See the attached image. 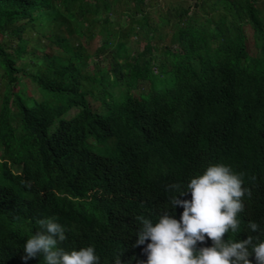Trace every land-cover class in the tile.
<instances>
[{
	"label": "trees",
	"instance_id": "obj_1",
	"mask_svg": "<svg viewBox=\"0 0 264 264\" xmlns=\"http://www.w3.org/2000/svg\"><path fill=\"white\" fill-rule=\"evenodd\" d=\"M162 1L0 0V70L5 84L0 114L5 158L0 167L8 171L13 163L24 168L17 190H2L4 196H0L1 238L16 231L27 211L25 200H36L29 193L33 182L41 186L50 181L54 186L55 180L73 173H82L77 188L89 196L98 176L109 178L106 184L110 182L112 191L123 179L131 185L117 197L116 206L95 211L85 201L88 217L65 221L67 232L85 236L95 245L101 264H113L117 256L125 264L146 260V244L136 245V217L156 220L172 212L179 218L183 207L173 208L170 198L178 190L171 185L186 187L213 163L230 164L243 172L255 209L264 211V0H167V7ZM146 31L147 37L161 35L144 48L133 38L145 37ZM100 38L102 46L90 51L91 43ZM83 56L104 57L110 65L95 63L90 70ZM24 59L31 63L19 65ZM156 59L161 67L149 76ZM28 66L34 69L31 74ZM117 71L125 74L113 79L117 85L132 84L135 79L156 81L165 75L185 97L164 96L155 90L148 99L141 94L105 101L119 115L111 121L106 116L105 125L99 114L85 111L78 117V126H91L88 131L96 139L119 135V141L130 140L135 145L133 159L118 147L109 152L114 158L101 160L75 142L67 147L68 157L61 155L66 157L61 168L39 177L43 167L37 154L58 161V152L45 144L43 133L56 120L65 132L68 123L62 118L69 106ZM22 77L37 86L43 98L40 111L32 113L25 104L30 96L25 87L14 91ZM69 93L75 100L67 97ZM123 166L128 175L119 169ZM54 167L48 164L46 169L51 172ZM190 198V193L181 197ZM257 220L264 229V215L257 214ZM228 237L235 238L225 233L224 238ZM206 243L211 246V238ZM2 253L0 249V261Z\"/></svg>",
	"mask_w": 264,
	"mask_h": 264
},
{
	"label": "clouds",
	"instance_id": "obj_2",
	"mask_svg": "<svg viewBox=\"0 0 264 264\" xmlns=\"http://www.w3.org/2000/svg\"><path fill=\"white\" fill-rule=\"evenodd\" d=\"M98 31L99 29L95 32ZM144 34L143 38H147L153 44L155 37L159 39L161 35L158 32L157 35L153 33L147 37V31ZM134 38L141 39L142 37ZM99 40L103 41L102 38ZM133 42L141 43L144 48L148 43V41L142 43L134 40ZM251 49L253 50V47ZM130 51L135 52L132 49ZM153 54L160 55L159 52ZM83 60L90 70L95 68V63L101 67L110 65L104 57H101L99 61V57L85 58L83 56ZM118 64H123L122 60H119ZM36 65L39 66V64ZM159 67H161L160 61L156 59L149 76L156 75ZM32 69L28 66L27 73L31 74ZM2 75L3 71L0 70V114L5 102V84ZM124 76V73L117 71L109 81L115 77V80H120ZM158 78L159 80L156 81L147 78L146 82L135 79L136 81L132 84L120 83L118 85L115 84L117 82L115 80L108 81L91 88L77 101L74 94L69 93L67 97L75 101L69 106L70 108L62 119L72 125L67 124V130L64 132L60 128V122L56 120L48 127L47 133H43L45 144L54 148L55 153L58 152L56 155L58 161L55 163L53 158L37 154L39 164L43 167L39 177L56 171L58 167L61 168L62 163L66 162L63 160L70 155L67 147L75 142L82 143L89 149L92 157L95 156L101 160L114 158L109 152H114L121 147L124 155L131 161L135 153V145L130 140L119 141V135L96 139L88 131L91 130V126L86 128L78 126L81 120L78 117L85 111H93L101 116L99 120L104 124L106 116L110 121L119 117L117 113H113L110 105L108 107L104 105L105 101L110 102L114 99L115 102H119L130 95L141 97V94L148 99L155 90L164 96L182 97V99L185 97L181 96L179 86L169 83L165 75ZM23 81H27L26 85ZM137 81L142 83L138 84ZM14 86H16L14 91L26 88L30 96H27L29 98H26L24 102L32 113L40 111L43 98L36 85L22 77V80ZM156 95L158 96L157 93ZM72 111L75 113L70 115ZM74 131L75 134H73ZM3 152L4 149L0 146V162L5 158ZM63 153L66 157L61 156ZM48 164L55 165L51 172L46 169ZM124 168L127 166L119 169L124 175H128L127 170L123 171ZM23 169L22 166L13 163L8 171L0 167L1 197L4 196L2 190L7 192H11L12 188L17 190V181H19L17 179L22 176ZM97 172L100 171L97 170ZM81 174H68L65 180L61 177L58 180L54 179V186L49 184L50 181H46L41 186L33 182L29 193L36 200L33 202L25 200L27 211L19 219L15 232L8 233L2 238L0 234V249L3 251L0 264H101V256L96 251L95 245H92L85 236L81 237L75 232H67L65 221L70 220V217L85 220V216L88 217V207L85 201L91 202L95 211L100 206L104 209L116 206L117 197L130 190L131 185L123 179L112 191L110 182L106 184L109 178L98 176L96 177L97 187L89 196V194L81 193L77 188ZM243 177V172L235 171L230 164L213 163L207 166L201 174L193 176L187 182L186 187L178 183L171 185L172 188L178 190L177 195L171 196V204L174 209L182 206L183 211L179 218L172 212H164L156 220L143 215L136 217L139 222L136 245L146 244L144 252L147 255V259L141 260L139 264H264V237H262L264 229L257 220V214L264 215V211L255 209L254 198H250L251 192L247 186H244ZM250 190H252L251 187ZM189 193L191 194L190 199H181ZM12 195L14 193L9 196ZM55 209L56 214L53 213ZM101 220L106 223L111 222ZM241 232L244 235L236 238ZM225 233L233 234L236 239L230 237L225 239ZM208 238L212 240L211 246L206 243ZM201 242L203 246H199ZM124 262L121 256H117L113 264H125Z\"/></svg>",
	"mask_w": 264,
	"mask_h": 264
},
{
	"label": "rangeland",
	"instance_id": "obj_3",
	"mask_svg": "<svg viewBox=\"0 0 264 264\" xmlns=\"http://www.w3.org/2000/svg\"><path fill=\"white\" fill-rule=\"evenodd\" d=\"M162 3H163V6H164V7H167V5H166V4L168 3L167 0H163ZM128 21H129V20H128ZM152 21H153V18H150V22H151V23H153ZM125 22H126V20L121 21L122 24H125ZM133 40H134V41H140V42H142V43H145L146 41H149L147 38H141V39L133 38ZM100 46H101V41L92 44V46H90L89 49H90V51L92 50V52H94V51H95L98 47H100ZM144 46H145V44H144ZM99 61H101V58H99ZM26 62H30V61H26L25 59L19 61L20 65H22L23 63H26ZM26 83H27V81H23V84L26 85ZM21 85H22V84H21ZM74 113H75V111H72V112L70 113V115H73Z\"/></svg>",
	"mask_w": 264,
	"mask_h": 264
}]
</instances>
